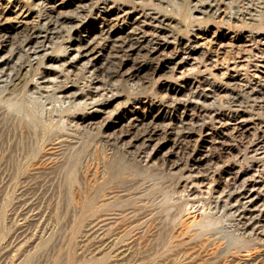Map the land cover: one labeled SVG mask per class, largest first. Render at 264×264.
I'll use <instances>...</instances> for the list:
<instances>
[{"label": "rangeland", "instance_id": "374dc122", "mask_svg": "<svg viewBox=\"0 0 264 264\" xmlns=\"http://www.w3.org/2000/svg\"><path fill=\"white\" fill-rule=\"evenodd\" d=\"M56 1L58 12L76 10V4L81 3V0ZM179 1L180 5L162 4L176 16L166 25L173 31L164 32L166 36L153 31L139 14L131 16L130 21L140 24L147 40L162 35L159 57L167 60L147 78L140 97L164 81L181 91L186 89L185 80L200 77L212 79L215 84L232 79L241 86L251 80L264 82V0H244L254 15L251 21L249 14H245L247 24L235 18L229 22L219 20L197 11H192L195 20L188 21L187 7L197 0ZM225 1L230 11L238 13L236 2L240 0ZM36 8L34 12L43 13L37 5ZM81 14L88 18L87 24L100 15L95 20L98 26L105 17L98 15L97 9ZM82 24L77 20L63 24L69 32L62 27L48 29L49 37L43 41L45 49L39 52L45 55L34 65L35 71L42 72L44 79H53L56 85L65 80L58 71L63 67V73L70 79L65 84L71 91H78L71 81L78 86L88 83L94 69L91 64L97 66L103 61L102 56L95 61L87 59L93 54L77 56L71 49L76 45L72 38L86 34L75 27ZM1 33L0 30V40ZM10 41H0V61L4 59L2 55L8 56ZM185 44L189 49L182 50ZM60 48L67 50L64 56L49 58ZM30 50L29 45L22 46L9 58L24 59L26 52L31 54ZM127 62L131 64V60ZM53 65L55 69L51 68ZM0 66L7 64L2 61ZM53 82L48 85H55ZM134 83L136 79L132 78L114 77L108 83L94 79L89 85L92 93L74 100L78 108L63 102V91L41 93L30 87L20 90L17 98L32 106L37 133L27 140L28 146L10 149L13 153L8 158L7 153L0 155V264H264V230L249 227L248 233L240 229L235 212L227 210L228 204L216 201L225 184L233 183L235 173H244L245 188L252 185L250 192H257L256 201L260 203L264 197V154L255 156L250 152L251 142L255 141L252 133L212 137L194 132L193 150L177 154L171 150L156 152L146 167L138 166L129 156L131 160L125 166L112 167L105 164V159L116 160L120 154L112 155L100 137V126L82 131L59 123L61 114H79V107L85 103L89 107L95 100L108 103L105 99L110 98L111 92H125L127 97L121 98L125 101L134 92L130 88ZM115 84L120 88H115ZM134 105L127 106L128 116L135 113ZM185 112L189 114L191 110ZM2 140L5 139L1 138V145ZM52 140L60 148V153L52 157L53 162L43 153ZM67 157H71L66 160L68 164ZM237 187L236 192L243 190Z\"/></svg>", "mask_w": 264, "mask_h": 264}, {"label": "bare ground", "instance_id": "6f19581e", "mask_svg": "<svg viewBox=\"0 0 264 264\" xmlns=\"http://www.w3.org/2000/svg\"><path fill=\"white\" fill-rule=\"evenodd\" d=\"M108 1H113V4L109 5ZM56 2V0H0V30L3 31L0 41L6 42L11 40V43L9 42L10 48L7 52L8 56L2 55L4 59L0 61H4L7 64L6 67L0 66V140L1 138L5 139V141L2 140V145L0 144V155L7 153L8 158V155L13 153L10 149L14 150V148H22L24 145L28 146L27 140H32L37 133L33 118L34 112L31 110L32 106L31 108L28 107L29 105L26 106L28 103H25V105L19 97L17 98L21 89L30 87L34 89V92L41 93L63 91L64 94L61 95L64 97L63 102L74 107L77 104L75 101L78 96L92 93L89 85L92 84L94 79L108 83L114 77L136 79V83L130 87L134 92L125 101L121 99L125 95V92L122 93L117 90L114 93L111 92L112 95L110 98L105 99L108 103H105L104 100L99 102V100L94 99L95 101H93L90 107L86 106V103L82 107H79L81 113L61 114L59 121L61 125H65L67 128H69L68 126L72 127V129L74 127V129L81 128L82 131H87L92 126H100V131H102L100 137L109 146L112 155L116 153L120 154L118 159L115 158L116 160L111 158L110 160L107 157L108 159L104 161L105 164L111 165L112 167L125 166L127 164L126 161L131 160L128 157L132 156V160L138 166L145 165L144 167H146L156 152H167L171 150L170 152L174 151V154H177L193 150L194 145L191 143V134L194 132L210 134L212 137H220L225 134L238 137L248 136V134L251 135L252 133L255 141L251 142L250 152L253 155L260 152L264 154V82L251 80L246 81L241 86L236 83V80L232 79L220 80L219 83L215 84L216 81L212 79L200 77L197 80H185L186 89L181 91L169 86L164 81L159 82L156 88L152 87L148 94L140 97V93L146 88L147 78L154 75L158 70V66H160V69L165 65L164 62L167 61L165 58L163 60V58L159 57V48L163 45L160 39L162 35L166 36V34H163L164 32L170 31L166 25L171 20H174L176 16L173 15L172 9H167L162 4L166 3L168 5V3H176L180 5V1L81 0V3L76 4V10L61 12L56 11L57 9L55 10L58 4ZM36 5L43 13H40L39 10V13L34 12ZM190 5L192 6L187 7V11L190 14L185 19H188V21L191 19V22L193 19L195 20L194 15L192 16V11H197L200 14L218 18L219 20L224 19L228 22L232 18H235L237 21L247 24L248 21L245 22V14H249L248 18L251 21L254 19L253 13L249 11L248 3L244 0L236 2L237 9L239 8L238 13L230 11L227 6L228 2L225 0H197ZM93 9L98 10V15L102 14L105 16L101 18L102 21L99 26L96 25L95 20L100 19V15L95 20H89L90 23L87 24L88 18L81 14L84 10L91 11ZM134 13L139 14L138 16L153 31L162 33V35L157 34V37L153 41L147 40L142 35L146 32L142 30L139 26L140 24H137L135 21H130ZM71 20H77L79 23H83L75 27L86 32L82 37L72 38L76 45L71 49L78 53L77 56H89L93 54L91 58H87L92 61L100 58V56L103 58V61L99 65L95 66L94 63L91 64L94 66V69L88 83L83 86H78L75 81V83L71 81V86H77L78 91H71L66 86L65 82L69 77L66 75L67 73H63L65 70L63 67L61 69L56 67L65 77V80L57 85L53 82V79H44L41 76L42 72L35 71L34 68L35 64L38 65L40 63L39 60L44 54L39 52L45 49L43 41L49 37L46 34L49 31L48 29L54 27H62V29H65V25L63 24ZM65 30L68 31L67 28ZM51 31L50 33H52ZM55 32L60 31L56 30ZM25 45H29V49H31L29 52L31 54L26 52L24 59L17 58L15 61L9 58L14 55L17 48L20 50ZM4 46H6V43ZM182 48V50H187L189 46L185 44ZM64 51V48L57 49L56 54L53 57H50V54L49 58L53 60L59 59V56H64ZM130 60L131 64L128 65L127 61ZM51 68L55 69V66L53 65ZM51 81L55 85H48V82ZM85 86L87 87L86 91H84ZM115 88L118 89L120 87L118 84H115ZM125 96L127 97V95ZM115 100H117L115 103L117 105L114 104V106L109 107L112 101ZM131 103L136 105H134L136 110L132 116H128L126 111H129L130 108H128V105ZM86 107H89L88 110L85 109ZM76 108L78 107L76 106ZM169 108L172 111L174 110V113L170 112ZM81 109H83V112ZM179 109L182 111L178 113ZM187 109L191 110L189 114L185 112ZM248 123H251V128V125L249 126ZM212 129L214 130L207 132ZM57 139L60 141L59 138ZM64 141L62 138L63 143ZM53 142L49 144L50 146L47 145L45 147V145V150H43L44 156H47L46 158L49 161H52V157L60 153V148L58 149L57 147L58 142ZM69 149L71 150V148ZM70 158L68 159L67 157L65 161H69ZM41 159L39 160L43 161V158ZM68 163L66 161V164ZM31 164L34 165V163ZM232 178L234 179L233 183L225 184V190H222L217 195L218 199L216 198V201L228 204L227 210H231L233 213L235 212L234 215L239 221L240 229L247 230V228L251 227L252 230L259 229L263 231L264 197H261L262 199L259 203L256 201L257 198H255L258 197L255 195L257 192H250L253 190L252 185H250V188H245L247 183L245 184L244 173H235ZM236 187H240L243 190L236 192ZM226 204H223V206H226ZM259 205L262 208H258ZM256 211L261 214H256Z\"/></svg>", "mask_w": 264, "mask_h": 264}]
</instances>
